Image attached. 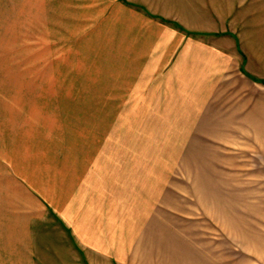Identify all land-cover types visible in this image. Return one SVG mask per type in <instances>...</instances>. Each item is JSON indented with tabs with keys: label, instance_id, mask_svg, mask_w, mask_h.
<instances>
[{
	"label": "crops",
	"instance_id": "obj_1",
	"mask_svg": "<svg viewBox=\"0 0 264 264\" xmlns=\"http://www.w3.org/2000/svg\"><path fill=\"white\" fill-rule=\"evenodd\" d=\"M246 6L0 0V264H264ZM67 59L90 86H65Z\"/></svg>",
	"mask_w": 264,
	"mask_h": 264
},
{
	"label": "rangeland",
	"instance_id": "obj_2",
	"mask_svg": "<svg viewBox=\"0 0 264 264\" xmlns=\"http://www.w3.org/2000/svg\"><path fill=\"white\" fill-rule=\"evenodd\" d=\"M256 2L259 6V9L252 11L249 9V6L244 7L241 11H237L236 14H241L242 19L239 24L240 29L243 32V35L247 36V43L253 44L257 42L256 37L260 35L264 39V0H251ZM250 2V0H247ZM238 27V23H236ZM66 65V75H65V86H90V80L88 75V62L89 60H72L67 59ZM83 64L75 66V63ZM258 158V164L260 165V160ZM250 158L244 157L242 159V166L254 165L255 162H250ZM264 174H258V176H263ZM258 177L257 181H252V185L255 188L242 189L243 195H257L259 198H264V181ZM258 248H264V221L258 220Z\"/></svg>",
	"mask_w": 264,
	"mask_h": 264
}]
</instances>
